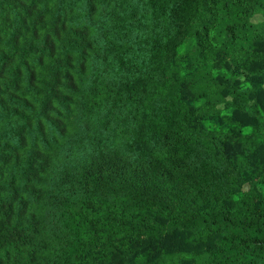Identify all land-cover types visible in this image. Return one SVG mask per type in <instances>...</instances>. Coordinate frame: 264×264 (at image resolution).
<instances>
[{
	"label": "trees",
	"instance_id": "obj_1",
	"mask_svg": "<svg viewBox=\"0 0 264 264\" xmlns=\"http://www.w3.org/2000/svg\"><path fill=\"white\" fill-rule=\"evenodd\" d=\"M0 264H264V0H0Z\"/></svg>",
	"mask_w": 264,
	"mask_h": 264
}]
</instances>
